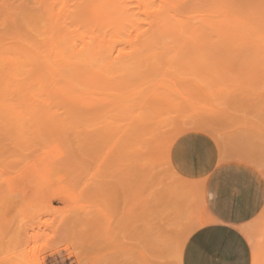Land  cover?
<instances>
[{
    "label": "rangeland",
    "instance_id": "374dc122",
    "mask_svg": "<svg viewBox=\"0 0 264 264\" xmlns=\"http://www.w3.org/2000/svg\"><path fill=\"white\" fill-rule=\"evenodd\" d=\"M114 1L106 0L98 8L97 12L95 9H92L93 13L91 10L89 14L85 12L87 16H93L91 19L86 20L88 17L84 12L83 14L79 12L82 14H79V16L76 15L77 12L74 10H66L61 0H0V63L5 62L8 70L16 66L14 64L18 62L17 60L22 55L19 40L27 46L29 45V47L34 45L44 48L43 38L51 34L53 21V24L57 23L60 25L59 28L61 30L68 27L67 29L71 32V35L75 37L83 36L87 37V39L94 35L105 36L106 30H112L109 32L107 39L116 40L115 48L117 51L122 50L129 53L131 51L130 41H137L138 34L140 33L141 35V32L144 33L146 31V28L149 27L147 22L150 21L151 16L149 14V19L147 14L140 12L139 0H117V2L119 1V3L125 5V8L128 7L130 10L129 16H133L135 22L139 21L141 26H138L140 23L133 22V26L137 24V27L134 26L133 28L130 25L125 29V32L120 33L118 27L111 22L103 25L97 24L107 16H112L110 13L114 8V5H112ZM145 3L148 5V10L152 13L157 11L154 9L159 10L161 6L160 0H146ZM81 16H84L85 20H80ZM122 26H124L122 27L124 29L125 25ZM115 29H118V32ZM42 33L45 36H40ZM173 39L172 37L160 38L162 44L157 40L158 49L156 48L157 50L153 52L152 58H146L147 53L144 54V60L140 61L139 65L142 67L139 72L141 73H134L133 76L132 73H129L130 75L127 76L128 74L122 70L121 72L117 70L118 73H116V70L114 69L113 71L112 69L113 72L110 75L103 72L105 73L104 79L106 78L108 82L111 83L112 81L113 83L115 80L112 79L114 78L120 77L121 80L117 78L116 82L125 81L127 78L133 84L131 89L139 87L140 90L148 92L152 89L150 87L151 84L153 86L156 81L159 82V79L160 81L170 79L172 82L178 77L179 80H176L180 91L196 94L200 106L227 108V113L220 114V116L213 113H205V116L209 117L206 119L209 123L199 127L198 132L212 137L218 147L224 152L226 151V154L233 161L246 163L260 174V169L264 166V65L254 75L251 73L247 77V75H244L245 71L243 72L246 68L244 66L243 68L238 67V62L240 63L241 61H235L234 65L233 63L227 64L229 67L227 65L223 66L222 55L218 52L214 58L220 59L221 62L217 60L216 63L215 59L212 60L210 63L212 66L209 65L211 68L204 67L203 62L199 61L201 58L198 54L199 56L195 59L194 66L196 65V69H199V72L194 67L191 71L190 69L181 68V71L178 70L176 72L175 69L170 70L167 68L169 52L167 53L164 50L165 45L168 46L170 43L171 47L169 46L168 48L176 49V42ZM165 42L169 44L167 45ZM150 58L151 60H149ZM155 59L157 66H162V68L156 67L155 70L158 69V72L153 69L157 73L154 76V73L151 74L152 71L150 72L152 68H149L152 67L151 65ZM163 60H166L164 61L166 67L161 64ZM139 65L137 66L139 67ZM99 69L97 68V70ZM114 72L115 74L113 75ZM181 72L186 74H181ZM194 72L196 75L201 72V76L197 77L198 82H195L197 79L193 75ZM203 73H206V75ZM239 75L241 78L246 77L247 80L244 78H242L244 80L241 78L239 80ZM173 76L174 80L172 79ZM199 78L201 79L199 80ZM116 82L114 83L116 84ZM167 85L168 89L172 88V84ZM168 89L158 88L156 94L163 95L168 99L163 106L158 107L165 112L164 116L168 118L167 121H172L180 114V109H182L180 106L182 104ZM106 97H104L105 100ZM107 100L106 108L103 110L104 113L100 111L101 113L98 112L99 114H97L99 118L94 113V115H87L90 118L87 116L79 117L83 124H81V121L77 122L80 126L75 123L74 128L72 127L73 129L70 128L68 130L67 134L70 136L66 135V138H62L64 139L63 141H66L65 139L68 140L67 144L65 145V142L61 147H66L70 160L73 159L72 161L74 162L76 160V166H82V175L77 177L78 179L76 178L79 180L78 182L71 178V181H67V179L63 183L57 179L56 175H53L51 180L43 185L40 183V177L33 175L28 168L44 155L50 143L54 141V138L56 139V137L52 139L51 136L53 135H51L52 133L49 130L46 133L43 131L36 140L30 138L29 143L24 147L10 141L7 136L4 137L8 139L5 138L6 140L0 142V167H4V169L7 167L8 176L14 178L13 191L9 193L0 173V196H5H2L3 199L0 200V264H54L56 261H60L62 264H79L80 261L94 264H142V257L140 256H142V252H144L148 244H137L134 241L140 239L145 232H152V226L157 221V214L162 206L160 198L149 196L147 201L145 199L142 202L139 198L142 196L143 199L145 198L144 196H147L146 192L144 193L145 195L142 194L143 190L146 191V189L140 185L142 183L139 177L137 180L138 172L136 169L138 154L136 153L135 143L141 140L140 137L143 134L136 132V128L130 127L121 141L122 145L126 144L128 147L122 154L120 153L116 156L113 164L108 158L109 145H100V147H96L97 149L92 144H90L91 146L87 145V143L85 146H83L84 144L82 145L84 137H91L95 128L98 130L100 129L99 126L101 128L104 126L102 123L105 122L106 124V122L108 123L112 120L107 114H113L110 111L111 109L109 110L114 105L112 104L113 99L108 98ZM105 109L107 112H105ZM190 119L194 121L192 118ZM212 119L214 120L212 121ZM159 120L160 118L147 119L146 122L150 123L152 126L150 125L149 128L151 127L156 132L160 123ZM126 123L125 121L121 122L123 126ZM192 125H195L194 122L189 127ZM2 128L4 129V127ZM2 128H0V134L1 132L5 134V129L3 130ZM91 128L92 130H90ZM167 128H169L170 133L171 127L166 126L164 129ZM62 139L60 138L59 141ZM67 151L65 153L68 155ZM238 153L242 157H239ZM71 155H73V158ZM243 155L253 157L258 165L248 161ZM10 163L12 164L10 165ZM8 166H11V168ZM96 173L98 174L97 176ZM176 183V186H179L182 182L177 180ZM61 184L66 189H63ZM71 187L74 192L71 191ZM193 195L195 196L193 197ZM193 195H185L184 198L186 199L181 197V200L189 203L193 201L192 210L194 215L202 216L207 214L208 209L205 210L202 206L198 195ZM208 213L210 212L208 211ZM262 214H264V208L257 218L248 224L258 230L262 228L264 231ZM257 229H254V231H257ZM178 234L177 232L176 235ZM261 244V248H264V237ZM170 259L168 257L166 259L167 262L162 260L163 264H168Z\"/></svg>",
    "mask_w": 264,
    "mask_h": 264
},
{
    "label": "bare ground",
    "instance_id": "6f19581e",
    "mask_svg": "<svg viewBox=\"0 0 264 264\" xmlns=\"http://www.w3.org/2000/svg\"><path fill=\"white\" fill-rule=\"evenodd\" d=\"M105 1L106 0H61V3L66 10H74L77 12L76 15H82L83 12L89 14V11L91 10L92 12V9H95L97 12L98 8ZM145 2L146 0L138 1L140 4V12H142V14H147L148 18L151 16V19L149 18L150 21L147 22L148 25L146 23L149 27L146 28L144 33L141 32V35L139 33L138 37L136 36L138 38L137 41H132L130 38L131 51L129 53L126 51L123 52L122 50L117 51L115 48L116 40L107 39L109 32L112 30H106L104 33L105 36L94 35L90 37V39H87V37H75L71 35V32L67 29L68 27H65L64 30L62 28L61 30L59 28L60 25L57 23L53 24V21L51 24V34L49 33L50 35L48 37L43 38L44 48L34 45H30L29 47V45L27 46L24 42L19 40L18 42L20 43L22 55L20 59L17 60L18 62L14 64L16 66L8 70L4 61V63H0V128L4 127L5 129L2 128L5 134L1 132L0 142L6 140L5 138L8 137L10 141L24 147L29 143L30 138L36 140L43 131L46 133L47 130L52 133V139L56 137L54 141L50 138L52 142H49V149L47 148V151L36 163L28 167L33 175L40 177L39 180L41 184L44 185L46 182L50 181L53 175H56L57 179L63 183L67 179V181H71V178L76 181L78 179L77 177L82 175V166H76V160L75 162L72 161L73 159L70 160L71 158L69 157L67 149H65L66 147L62 146L64 149L61 147L63 143L66 142V145L68 142L67 139L63 141L64 139L62 138H66L65 136L69 135L67 134L68 130H70V128L73 129L75 123L81 121V124H83L82 120H79V117L90 114H96L98 117V112H103L104 108H106L105 104L108 98L111 100L113 99L112 104H114L112 108H109L113 114L111 113V116L107 114L112 120L108 123L106 122L108 125H106L105 122L102 123L104 125L102 127L103 129L100 126L98 130L95 128L91 137H84L85 139L83 138L82 145L84 144L83 146H85L86 143L87 145L92 144L95 148L100 147V145H109L110 152L108 158L113 164L116 156L120 153L122 154L128 147L126 144L122 145L121 141L129 131V128L134 127V129L136 128V132L142 133L143 136L140 137L141 140L135 143L136 153L138 154V160L136 161V169L138 172L137 180L140 178L139 180L142 183L140 185L146 189V191H141L142 194L145 192L147 194L143 199L142 196L139 197L141 202L145 199L147 201V198L152 192V187H149V185L151 184L152 177L157 173L159 147L170 142L173 137H177V134L184 133L186 129L190 128L189 126L193 124V122L197 128L209 123L206 120L209 117H206L207 115L205 116V113H213L219 116L220 114L227 113V108L225 107L218 108L213 106L211 108L204 105L200 106L196 94L180 91L177 83V80H179L178 77L175 81L173 76L172 79L175 82H171L170 79L165 81L164 79L161 81L159 79V82L156 81L155 84L153 83V86L151 84L150 87L152 89L148 92L140 90L139 87L137 89H131L133 84L129 82L127 78L125 81L116 82V79H120V77H113L114 79L112 80H115L114 82H116V84L114 82L112 83V81L111 84L106 78L104 79L105 73L110 75L114 69L116 73L122 70L124 73L128 74L127 76L131 73L132 76L134 73L137 74V72L141 71L140 68L142 66L140 67L139 64L142 62L141 60H144V54L148 53L146 58H152L153 52L158 49L157 40L160 41V38L172 37L174 38V42H176L175 45L177 47L174 46L176 49L168 48L169 46L171 47V43L169 44L167 42L165 43L169 45L166 46L164 43L165 49L163 48L164 46L162 47L167 53L169 52V57H167V68L170 70L175 69L176 72L181 68L190 69V71L193 67L196 69L194 61L199 55L201 58L199 61L203 62L202 64H204V67L207 66L208 68L212 66V64H210L212 60L215 59L217 63L218 59L214 57L218 52L222 55L221 61H223V66L227 64L230 65V63L234 65L235 61H241L240 63L238 62V67L243 68L244 66V68H246L243 72L245 71L244 75H247V77L251 73L254 75V73L264 65V0H160V9L153 13L148 10V5H146ZM120 4L119 1L117 2V0H115L112 4L114 8L110 13L112 16H107L97 24L103 25L104 23L111 22L114 26H117L119 32L122 33L125 32L128 26H133L134 23H140L139 21L135 22L133 16H129L130 10L128 7L125 8V5ZM79 12H82V14ZM87 13H85L86 16ZM83 17L84 16H81L80 20H85ZM87 17L86 20L91 19L93 16ZM121 24L125 25L124 29L122 28L124 26ZM65 25L67 26V24ZM136 25L137 24L134 26ZM138 26H141V23ZM118 29L115 30L118 32ZM43 34L44 33L40 36H45ZM161 42L162 41L159 43L162 44ZM116 52L119 53V55H117ZM168 55L166 54V56ZM151 58L149 60H151ZM164 61L166 60L160 63L163 65ZM218 61H220V59ZM155 62H157L156 59L151 65L152 67L149 68H152L150 72L152 71L151 74L154 73V76L156 73L154 71H157L158 69H155L159 66H157ZM198 63L200 64V62ZM137 65H139V67ZM159 67L162 68V66ZM238 67L236 66V68ZM97 68L100 69L97 70ZM196 70L199 72V69ZM194 73L193 75L196 76V79L201 76L200 74V76L198 74L197 76L196 73ZM206 73L203 74L206 75ZM114 74L115 72L113 75ZM181 74L185 75L186 73L181 72ZM188 75L190 76V74ZM210 78L213 79L212 77ZM240 78L239 75V80L242 78L247 80L246 77ZM200 79L201 78H199V80ZM195 82H198V79L195 80ZM113 84L115 85L113 86ZM167 84H172V88L168 89ZM158 88L168 89L182 104L180 106V108H182L180 109V114L172 121H167L168 118L164 116L165 112L158 107L163 106V104L168 101L163 95L156 94ZM104 97H106V100ZM102 106L104 107L100 110ZM207 110L210 111L208 112ZM105 112H107V110ZM157 118H160V123L157 126V131L154 132L151 127L149 128L151 124L146 121L147 119ZM213 120L214 119H212V121ZM123 121L127 122L124 126L121 124ZM95 123L97 122L95 121ZM77 126H80V124ZM166 126L171 127L170 133L168 130L169 128L164 129ZM90 130H92V128ZM60 138L62 139L60 140L61 142L59 141ZM65 151H67L68 155ZM226 153L225 151V154ZM72 156L73 155H71V157ZM239 157L242 156L240 155ZM243 157L258 165L253 157L249 155H243ZM11 164L12 163H10V165ZM9 168H11V166ZM6 169L0 167V173L3 176V182L8 192L12 193L14 178L8 176L9 174ZM97 175L96 173V176ZM178 176V180L182 183L176 186L177 183L175 182L176 184L172 185L169 190L167 199L162 201L161 209L157 214V221L152 226V232L157 233L159 239L148 244L147 248L142 252V256H140L142 257V264H163L162 260L167 262L166 259L168 257L171 258L170 243L176 233H179V229H181V216L183 214L194 215L192 210L193 201L189 203L185 200H181V197L184 198L185 195L192 196L193 194H197L202 206L206 210L204 187H197L194 183L195 180L183 178L180 174H178ZM78 181L79 180H77V182ZM185 181H192L193 183H185ZM62 188L66 189L63 185ZM71 191L74 192L72 187ZM2 196H0V200L5 197ZM194 196L195 195H193V197ZM188 198L190 197L188 196ZM249 225L250 224H246L242 226L245 230L244 235L251 241L250 246L252 253H254L256 264H261V261L264 260V255H262V253H264V248H261L264 231L262 228L258 230L254 226L252 227L250 225L249 227ZM254 229H257V231H254ZM183 250L184 249L181 250V258L183 257ZM79 264L94 263L80 261Z\"/></svg>",
    "mask_w": 264,
    "mask_h": 264
},
{
    "label": "snow or ice",
    "instance_id": "6c2138e0",
    "mask_svg": "<svg viewBox=\"0 0 264 264\" xmlns=\"http://www.w3.org/2000/svg\"><path fill=\"white\" fill-rule=\"evenodd\" d=\"M198 131L197 126L192 125L184 133L177 134V137H173L170 142L159 147L157 173L152 177L149 185L152 187L150 196L160 198L162 201L166 200L172 185L179 179L178 174L195 175L194 170L197 168L199 169V179L194 181L195 185L207 187L210 193H215L211 197L210 203L219 202L221 199L225 201L230 199L235 202L243 194V176L241 173H246V170L243 168L233 169V159L218 146H212L209 152L208 146L201 142L199 136L194 135ZM260 176L264 179V166L260 169ZM217 181L219 183L214 186ZM185 183L193 182L185 181ZM259 195L264 198V187H262ZM262 218H264V214H262ZM227 220L228 216L223 212L202 216L183 214L180 218L181 230L170 243L171 259L168 264H188L187 260L181 258V250L186 249L197 236L205 232H212L216 230L217 226H224ZM225 229L228 228L223 227L220 230ZM244 231L241 226L231 229L224 236L213 235L203 246V251L215 254L214 250H223L225 253L223 264H237L233 257L239 256L237 240H240L241 243H247L249 247L244 248V257L239 264H256L254 253H251L250 250L251 241L245 237ZM233 236L236 239H233ZM158 239L157 233L149 231L145 232L134 243L146 245ZM54 264H62V262L56 261ZM261 264H264V260L261 261Z\"/></svg>",
    "mask_w": 264,
    "mask_h": 264
},
{
    "label": "crops",
    "instance_id": "0c3cea01",
    "mask_svg": "<svg viewBox=\"0 0 264 264\" xmlns=\"http://www.w3.org/2000/svg\"><path fill=\"white\" fill-rule=\"evenodd\" d=\"M194 135L199 136L201 142L208 146L209 152L211 151L212 146H218L216 141L205 133L197 132L194 133ZM232 168H243L246 170V173H241L243 176L244 192L235 202L230 199L227 201L221 199L219 202L210 203L209 201L215 193H210L207 187H204V198L206 202V209H208L207 214L214 215L216 212H223L228 216V220L225 222L224 226H217L216 230L212 232H205L202 235L197 236L196 239L183 250L182 259L187 260L188 264H199V262H202V264H223L225 259V253L223 250H214L215 254H213L212 252H204L203 246L207 244L209 238L213 235L224 236L226 233L230 232L231 229H235L252 222L264 208V198L259 195L262 187H264V181L260 174L252 166L239 161H233ZM194 171L196 173L195 175L184 176L183 173L179 174L183 178L197 180L199 179V169L197 168ZM218 183V181L215 182L214 186ZM208 211L210 213H208ZM223 227H227L229 230H220ZM233 239H236V237L233 236ZM237 244L239 245V256L233 257V259H235L237 264H239L244 257V248L249 247V245L247 243H241L240 240H237ZM250 250L252 253L251 246Z\"/></svg>",
    "mask_w": 264,
    "mask_h": 264
}]
</instances>
